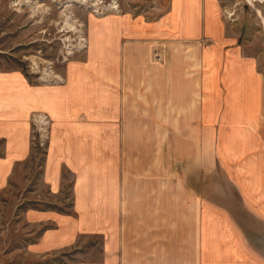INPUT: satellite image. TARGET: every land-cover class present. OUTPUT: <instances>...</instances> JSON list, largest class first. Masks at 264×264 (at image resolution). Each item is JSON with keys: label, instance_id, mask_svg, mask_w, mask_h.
Listing matches in <instances>:
<instances>
[{"label": "crops", "instance_id": "obj_1", "mask_svg": "<svg viewBox=\"0 0 264 264\" xmlns=\"http://www.w3.org/2000/svg\"><path fill=\"white\" fill-rule=\"evenodd\" d=\"M220 1L169 0L156 24L98 21L62 84L0 74V186L29 159L35 111L51 117L45 185L59 194L63 171L75 176L73 213L38 218L57 221L43 247L99 242L75 264H264V76L227 34ZM184 123L239 125L243 163L222 165L220 180L185 167L182 148L169 163L168 124Z\"/></svg>", "mask_w": 264, "mask_h": 264}, {"label": "rangeland", "instance_id": "obj_2", "mask_svg": "<svg viewBox=\"0 0 264 264\" xmlns=\"http://www.w3.org/2000/svg\"><path fill=\"white\" fill-rule=\"evenodd\" d=\"M220 3L227 34L241 46L244 55L257 58L258 69L264 76V0H221ZM168 9L169 0H0V74L19 71L31 86L62 84L69 63L84 57L91 30L98 21L120 17L155 23ZM187 51L191 52L192 48ZM161 54L163 50L155 51L154 60L163 63ZM218 96L222 102V94ZM50 120L47 113H30L29 159L16 164L13 171L8 170L6 185L0 186V264H75L81 258L91 257L95 252H91L90 244L99 243L91 238L86 239L90 244L82 248L71 246L50 251L43 247L44 235L57 226V221L38 218L48 211L73 213L71 185L75 178L65 169L66 187L59 194L53 193L43 181L50 146ZM238 127L168 124L169 163L176 160L179 163L182 148L183 164L188 169H201L200 179L228 178L222 165L243 163V155L237 156L243 154V145L240 146L243 141L235 138ZM7 153L6 142L0 139V160L6 159ZM219 167L223 172L217 170Z\"/></svg>", "mask_w": 264, "mask_h": 264}, {"label": "bare ground", "instance_id": "obj_3", "mask_svg": "<svg viewBox=\"0 0 264 264\" xmlns=\"http://www.w3.org/2000/svg\"><path fill=\"white\" fill-rule=\"evenodd\" d=\"M114 8V7H113ZM117 8V7H116Z\"/></svg>", "mask_w": 264, "mask_h": 264}]
</instances>
